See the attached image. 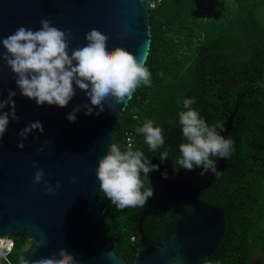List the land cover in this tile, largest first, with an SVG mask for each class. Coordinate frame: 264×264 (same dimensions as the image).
<instances>
[{"label": "water", "instance_id": "water-1", "mask_svg": "<svg viewBox=\"0 0 264 264\" xmlns=\"http://www.w3.org/2000/svg\"><path fill=\"white\" fill-rule=\"evenodd\" d=\"M42 19H51L55 27L72 33L70 51L83 46L85 34L95 28L109 36V50L121 47L140 60L144 52L148 55L149 0H0V39L21 26L38 30ZM3 51L0 46V55ZM9 89L17 93L13 99L19 120L10 121L0 146V238L12 233L25 237L32 244L26 254L29 261L58 256L60 248L73 255L77 264H203L213 254L225 231L224 213L204 204L199 196L227 168L226 159H216L214 174L200 176L202 169L172 172L167 168L157 175L152 181L154 195L138 222L136 253L125 260L109 243L100 244L95 234V225L105 212L95 171L109 150L116 120L129 101L115 110L105 106L99 115L86 116L81 110L71 123L66 116L72 109L89 103L84 93L77 89L65 108L37 107L34 100L20 95L10 69L0 61V99H7ZM232 119L230 115L223 125L225 130L219 133L226 139ZM37 120L43 126V135L33 133L25 147L18 149V132ZM44 141H48L46 146ZM41 146L44 151L38 152ZM33 161L37 168L32 167ZM37 169H43L44 179L53 187L60 183L55 195H45L43 183L32 190ZM162 173H167V178ZM163 202L191 211L160 245L144 236L141 224ZM42 239L47 247L36 248L34 241Z\"/></svg>", "mask_w": 264, "mask_h": 264}, {"label": "trees", "instance_id": "trees-1", "mask_svg": "<svg viewBox=\"0 0 264 264\" xmlns=\"http://www.w3.org/2000/svg\"><path fill=\"white\" fill-rule=\"evenodd\" d=\"M150 32L145 66L151 86L141 85L133 93L116 120L112 143L126 150V135H133V150L143 151L159 166L149 174L152 186L165 169L184 170L175 162L184 142L178 120L185 110L183 99H194L191 107L210 126L224 125L233 115L227 168L199 196L204 204L222 209L225 222L220 243L203 264H264V0H159L150 9ZM146 119L163 130L164 146L155 152L136 131ZM165 150L169 155L162 162ZM99 197L105 205L95 225L99 243H109L117 256L130 260L138 246V222L152 197L143 208L123 211L103 193ZM190 211L159 203L142 222V232L162 245ZM9 238L13 248L8 261L19 264L32 244L19 233Z\"/></svg>", "mask_w": 264, "mask_h": 264}, {"label": "clouds", "instance_id": "clouds-1", "mask_svg": "<svg viewBox=\"0 0 264 264\" xmlns=\"http://www.w3.org/2000/svg\"><path fill=\"white\" fill-rule=\"evenodd\" d=\"M72 39L71 32L55 27L51 19H42L38 30L21 26L0 39V46L4 50L0 61L10 69L22 97L34 100L37 107L48 105L65 108L78 89L89 103L78 104L66 116L69 122L74 123L76 114L81 110L86 116L99 115L105 106L115 110L117 105L131 100L141 85L151 86V73L145 66L146 52L143 60H140L121 47L109 50V36L95 28L85 34L83 46L70 51ZM16 94V91L9 89L7 99H0V146L10 121L19 120L13 99ZM194 103L192 98L183 99L182 108L185 110L178 113L184 142L179 145L180 155L175 162L184 170L202 169L199 174L205 176L217 172V160L214 158L226 159L230 156L233 141L219 134L225 130L221 122L212 126L206 123L199 112L191 107ZM5 108L8 110L4 111ZM136 131L143 136L149 151L155 152L164 146L163 130L154 126L153 120L146 119ZM35 132L44 133L39 120L29 122L18 132L17 148L22 150L25 141ZM47 143L44 141V146ZM44 146L37 151L43 152ZM168 155L169 150H165L159 158L163 162ZM32 167L37 168L36 161H33ZM158 170V165L151 164L144 152L133 150L131 144L126 150H121L120 145L111 143L107 154L98 161L95 175L100 193L118 211H123L145 207L154 195L149 174ZM162 176L167 178V173H162ZM44 177L43 169L34 172L32 190L35 191L36 186L43 183L45 195H55L60 183L53 187ZM5 242L8 244L7 250L3 247ZM34 245L36 248L47 247V241H34ZM12 246L11 240L0 238V260L7 264H11L8 254ZM19 264H77V261L65 248H60L58 256L53 254L34 261L20 256Z\"/></svg>", "mask_w": 264, "mask_h": 264}, {"label": "built area", "instance_id": "built-area-1", "mask_svg": "<svg viewBox=\"0 0 264 264\" xmlns=\"http://www.w3.org/2000/svg\"><path fill=\"white\" fill-rule=\"evenodd\" d=\"M156 3H159V0H157V1L149 0V8H150V9L154 8L155 5H156ZM125 141H126V146H127V147H128L129 144H131V146L133 147V135H132L131 133H129V134L126 135V139H125ZM5 238H6V240H11L9 237H5ZM130 240H131L132 243H135V242H136L135 237H131ZM11 241H12V240H11ZM12 242H13V241H12ZM3 247H4L5 250H7L8 244L5 242V244L3 245ZM12 248H13V246H12ZM9 254H10V253H9ZM9 254H8V255H9Z\"/></svg>", "mask_w": 264, "mask_h": 264}, {"label": "rangeland", "instance_id": "rangeland-1", "mask_svg": "<svg viewBox=\"0 0 264 264\" xmlns=\"http://www.w3.org/2000/svg\"><path fill=\"white\" fill-rule=\"evenodd\" d=\"M226 3H229L230 0H225ZM29 244L26 246V248H28Z\"/></svg>", "mask_w": 264, "mask_h": 264}]
</instances>
